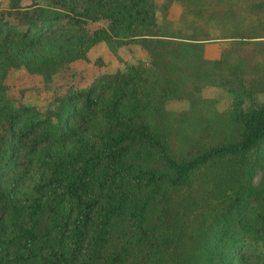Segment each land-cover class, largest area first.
<instances>
[{
  "label": "trees",
  "instance_id": "16d2710c",
  "mask_svg": "<svg viewBox=\"0 0 264 264\" xmlns=\"http://www.w3.org/2000/svg\"><path fill=\"white\" fill-rule=\"evenodd\" d=\"M181 1L182 27L159 22L156 0L0 9V264H264V0ZM101 40L149 59L44 116L8 97L10 68L47 80ZM206 85L233 102L218 108Z\"/></svg>",
  "mask_w": 264,
  "mask_h": 264
},
{
  "label": "rangeland",
  "instance_id": "374dc122",
  "mask_svg": "<svg viewBox=\"0 0 264 264\" xmlns=\"http://www.w3.org/2000/svg\"><path fill=\"white\" fill-rule=\"evenodd\" d=\"M23 4L31 0H21ZM40 4H47L46 0H38ZM9 0H0V9L7 8ZM50 7V6H49ZM186 8L181 0H156V14L160 23L172 22L173 27L184 25L183 17ZM259 17L264 20V6L259 11ZM104 19L89 21L90 30L98 26H106ZM113 42V41H112ZM115 52L105 41H98L87 51L86 56L68 63L64 68L53 74L50 79H44L41 74L30 72L25 66L9 69L7 82V95L14 104L24 103L34 107L38 113L44 116L56 106L55 98L63 95L70 89L85 87L101 73L113 72L123 69L128 64H134L139 60H148L149 54L136 42H124L117 44ZM223 46L222 41L206 43L204 55L216 57ZM203 97L214 99L218 108H225L233 102V93L218 85H206L201 89ZM257 100L264 99V92L259 93ZM232 100V101H231ZM255 104L254 100L246 99L241 103L242 107L249 108ZM188 106L185 99H170L166 102L167 109L181 110ZM261 172L258 171L254 181H259Z\"/></svg>",
  "mask_w": 264,
  "mask_h": 264
}]
</instances>
